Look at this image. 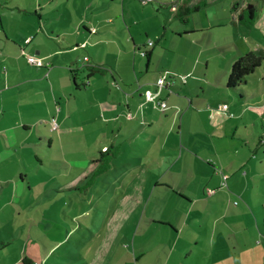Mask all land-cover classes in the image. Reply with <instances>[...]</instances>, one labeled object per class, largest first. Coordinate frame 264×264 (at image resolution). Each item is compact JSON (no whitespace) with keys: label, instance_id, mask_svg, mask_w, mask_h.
Instances as JSON below:
<instances>
[{"label":"rangeland","instance_id":"374dc122","mask_svg":"<svg viewBox=\"0 0 264 264\" xmlns=\"http://www.w3.org/2000/svg\"><path fill=\"white\" fill-rule=\"evenodd\" d=\"M46 1L51 2L52 7L58 6L62 9L67 0H0L1 40L5 43L3 24L10 34L19 26L29 27L32 22L30 16H27L28 12L35 16V11L40 9H45L47 13L51 10L48 7L45 8ZM74 2H78V0H70V6L76 21L74 26L78 29L81 26L82 17L81 13L75 11ZM89 3H91V10L84 19L87 25L90 26L91 16H93L95 20L101 21L99 23L105 25V28H115V36L120 40V43L133 50V53L125 51L119 57L111 59H108V54L95 50L96 56L99 52L101 55L103 54L102 56L107 62L103 66L109 70V76L112 74L119 78V73H122L131 78L132 74L135 75L136 71L139 73V70L144 68L148 62V59L140 53L142 49L136 52L133 49L134 43L128 40L130 30H132L137 42L144 45L143 47H150L149 41L157 42L156 47L160 51V55L152 61L151 72L154 73L162 69L166 72L167 68H173L174 70H169V74L172 78L178 79L176 82L182 86L181 89H184L181 90L183 91L181 94L186 96L184 97L186 103H182L180 100L181 104H178L179 92L176 93L177 91L171 88L172 99L170 96L165 97L167 91L163 92V97L167 98L168 102L172 100L171 104L175 110L171 117L164 114V118L161 117L159 121L174 125L173 122L177 119L174 136L167 133L169 126L166 124L163 126L162 133L159 131L162 136L160 134L157 136L159 142H153L151 136L146 139V143L143 138L138 141V144L143 147L140 151L150 155L152 153L161 155L160 147L163 143L165 162L162 165L164 171L162 178L165 177V181L173 178L179 180L177 188L180 190L173 192L172 197H169L170 191L165 193L166 187L154 188L151 193L147 192L148 202L143 207L138 205L132 210V216L129 215L131 220L124 227L109 261L112 264H180L178 262L185 260V256L174 254L170 257V254L165 255L162 260L161 256L158 257L157 254L159 248L156 247V241L146 242V239L151 236L145 235L152 226L148 225L152 224L155 219L161 218L163 212V208H157L156 204L161 203L163 206H168L164 216L173 212L172 207L175 205L177 206L174 209L175 216L174 214L172 216L184 217L185 213L191 210L192 205H187L182 197L191 196L192 191L189 188L192 187L195 194H200V201L207 199L209 203L212 200L214 207L207 214L213 217L217 211L216 206L220 210L227 205L222 200L236 201V197L241 200L242 190L248 191L251 186L243 178L244 171L248 169L247 164L242 161L243 156L237 158V163L234 165L236 173L239 176L243 174L240 178L243 179L242 183H238L237 178H233L229 182L233 176L229 175L227 168L224 169V173L219 165L221 162L232 163L236 162L235 160H229L225 156L221 157L222 160L215 157L223 152L221 150H227L230 146L236 145V140H231V136L222 140L217 137L224 134L225 130L237 131V137L245 135L244 123L253 124L251 122L253 118H256L255 114H251L252 110L250 109L253 108H250L249 105L264 106V63L258 72L248 79V84L239 90L230 89L227 85L232 61L250 50L264 54V0H89ZM20 7L23 8V11H20ZM78 7L79 5L76 8ZM238 7L240 13H237ZM85 8H89L88 0H86ZM249 9L254 10L253 16ZM95 10L98 11L93 13ZM57 21L53 19V23ZM70 24L73 26V23ZM71 37L76 38L77 35L72 34ZM117 45L116 50L119 48V44ZM154 47L153 44L150 48L145 47V50L150 54L151 48ZM14 53L24 61H28V57L32 56L26 50L20 51L18 47H15ZM136 54L138 66L135 71L133 65ZM167 60L169 61L168 65ZM185 64L187 67L184 66ZM96 76H101V74H96ZM185 76L188 78V85L183 86L179 81L182 80L180 77ZM151 90H157L156 84L152 86ZM187 92L193 97H188ZM175 97L177 105L174 101ZM190 98H193L192 106H189ZM74 104L76 112L84 108L83 116L95 120L96 115L92 108L91 98L83 97L74 101ZM224 104L229 107V110L223 109ZM63 106L62 111L60 106L54 107V114L67 116L66 106ZM243 109L249 112L248 117L241 115ZM260 109L264 110V107ZM256 114L260 116L257 120L260 126L258 132L260 130L263 132L264 111ZM210 116L215 119L213 121L227 120V122H223L222 126L214 129L209 123ZM54 117L58 121V116ZM70 119L74 120V116L70 115ZM182 124L183 127H180ZM158 125L161 127V124ZM50 126L51 128L49 124H44L41 132L51 134L59 132L60 126L58 130H54L51 123ZM204 126L206 128H203ZM190 127L195 129L192 134L188 132ZM251 132L255 136L259 135L254 126L251 127ZM38 136L39 133L35 132L34 140H38ZM258 141L259 138L254 142L255 148L260 145ZM42 142L35 146L25 145L17 149L15 145L7 143L5 140L0 141V151L11 150L13 152L17 149V151L29 152L32 149L37 150V147L40 146V156L45 163L37 170L32 166V159L23 157L20 152H16L15 162L12 165L7 163L8 161L5 163L0 161V168L6 167L5 172L8 173L5 176L4 170L0 171V243L2 241L9 243L8 246L0 250V264H18L25 253L32 254L34 260L39 264H88L99 238L106 230L109 218L115 212L121 193L116 195L117 192L112 188V185L107 183L105 185L99 181L93 185L86 183L77 187L76 185L69 187L63 185L72 178V175L67 174L65 170L61 176L60 168L55 165L49 166L47 162L53 158L57 160L58 164L66 160L85 165L87 152H84V155H78L70 153L72 150L66 151L62 146L59 148L57 145H54L53 149H48V142L45 139ZM96 147L99 148V145L97 144ZM51 151L52 153H50ZM218 151L220 152L218 153ZM228 151L233 153V150L228 149ZM132 152L134 154L141 153L137 149ZM182 152L185 153V159L180 161ZM177 158H179L178 163L172 165L171 160ZM119 159H116L115 162L119 163ZM256 166L260 170H264L263 150L259 152V158L249 164L251 169ZM216 171H218L217 174H215ZM104 174L106 173L103 172L100 176ZM155 175L157 174L155 173ZM212 175L216 180H219L217 185H209L213 179ZM21 176H23L22 180ZM98 176L94 174L89 179L91 181L100 177ZM156 178V180L162 179L161 175ZM224 178L228 179V183H231L233 188L224 184L219 189ZM194 181L196 183H193ZM200 186H202L201 189L199 188L200 190L197 191ZM72 187L75 189H70ZM202 189H206V196ZM231 196L232 199H230ZM244 198L248 199V195L246 194ZM159 201L160 203H158ZM194 211L197 212L195 209ZM261 216L263 214L258 215L259 218ZM260 227L263 229V224ZM134 235H138L136 241ZM255 237L258 238V241L251 240L250 250L255 249V252L260 256L254 258L243 255L242 260L233 255L231 259H234L237 264H255L257 262L264 264V232L255 234ZM260 241L262 246L258 247ZM144 242L149 244L145 245V249H143ZM172 244L173 241L164 242V245L169 246L170 249ZM229 244L233 249L232 252L237 253L238 248H233L236 241L232 239ZM209 246H211L210 248L214 247L212 241H208ZM142 249L145 250V255L141 257L139 251ZM135 250L136 253L138 252L137 257L133 256ZM211 262L222 264L220 254L211 258ZM20 264L22 263L20 262Z\"/></svg>","mask_w":264,"mask_h":264},{"label":"crops","instance_id":"0c3cea01","mask_svg":"<svg viewBox=\"0 0 264 264\" xmlns=\"http://www.w3.org/2000/svg\"><path fill=\"white\" fill-rule=\"evenodd\" d=\"M50 3L45 2V8L51 9L48 13L45 12V9L35 11L37 18L31 12H28L27 16H30L32 25L27 28L19 26L10 34L5 25L2 26L5 43L0 38V141L5 140L18 149L25 145L35 146L37 143L41 144L45 139L48 142V149H53L54 145H57L59 148L62 146L66 151L72 150L70 153H77L78 155H84V152L89 153L85 155L87 160L85 165L66 160L58 164L57 160L51 157L47 164L60 168L61 176L65 173V170L67 174L72 175V178L63 184L67 187L75 185L77 187L86 183L93 185L99 181L102 184L112 185V188L117 192L116 195L119 192L121 193L115 212L109 218L103 237L99 238L97 247L88 262V264H108L114 247L121 238L124 227L131 220L129 215L132 216V210L138 205L143 207L148 202L149 197L146 196V193H151L154 188L166 187L165 193L170 191L169 197H172L173 192L180 190V188H177L180 183L179 180L173 178L165 181V177L162 178L164 173L162 165L165 162V159H163V143L160 147L161 155L157 153L143 154L141 152L143 147L138 144L141 138L146 143V139H149L150 136L153 142H159L157 136L158 134L162 136L163 126L167 124V122L159 121V119L164 118V114L171 117L175 108L171 104L173 103L172 100L168 102L165 98L170 96V99H172L169 90H165L167 96L163 97L168 103L165 110L148 103L144 96V91L151 90L164 72L163 69L154 72L157 75L151 72L152 61L160 55V51L156 47L157 42L155 47L151 48L152 50L150 49V59L146 62L144 68L139 70V73L136 71L138 66L136 54L134 55L135 63L133 65V69L136 71L135 75L132 74L131 78L122 73H119V78L112 74L109 76V70L103 66L107 62L100 52L108 54L109 58H107L111 59L119 57L125 51L133 53V50L120 43V40L115 36V28H105V25L99 23L101 21L95 20L93 16H91L90 26L87 25L84 19L91 10L89 0L88 9L85 8L86 0L74 2L75 11L81 13L82 17L80 20L81 26L78 29L74 26L76 21L71 10L70 0L64 2L65 7L62 9L58 6L54 8ZM78 5L79 7L76 8ZM80 7L81 10H79ZM98 10L93 11V13ZM239 10L238 7L237 13L241 12ZM20 11H23L22 7H20ZM53 19L58 21L53 23ZM70 23H73V26ZM72 34H76L77 37H71ZM28 40L29 42H27ZM128 40L134 43L133 49L136 52L144 46L137 42L132 30H130ZM117 44H119V48L116 50ZM82 45L83 47H81ZM88 45L89 48L87 49ZM14 46L18 47L20 51L26 50L31 55L44 60V66L38 67L30 64L27 60H22L14 53ZM96 49L100 51L97 56L95 55ZM85 58H87V61ZM235 60L231 62V65ZM23 62L25 63L23 64ZM166 63L168 65L169 61L167 60ZM184 66L187 67L186 64ZM167 69L166 72H169L170 69L174 70L173 68ZM96 74H101V76H96ZM183 78L186 79L183 80ZM187 79L186 76L180 77L181 81L179 82L186 86L188 85ZM176 80L178 79H175L172 89L176 90V93L179 92L178 104H181L180 100L184 103V97L186 96L181 94L183 92L181 90L184 89H181L182 86ZM187 96L193 97L189 92H187ZM83 97L91 98L92 108L96 115L95 120L83 116L84 108H81L79 112L75 111L74 101ZM174 101L177 105L176 97ZM192 104L193 98H190L189 106H192ZM63 105L66 106L68 115L54 114V107L60 106L62 111L64 109ZM249 106L253 108L250 109L252 110L251 114L256 115H254L256 118H253L251 122L253 124H250V122L249 124L244 123L243 129L246 134L241 137H237V131L230 130L232 133L228 130L223 131L224 134L217 138L222 140L231 136V140H236V145L228 148L233 150V153L229 152L228 149L221 150L223 152L219 153L220 151H218L219 154L215 158L218 157L222 160L221 157L225 156L229 160H235L236 162L233 161L232 163H228V161L221 162L219 165L224 173V169L227 168L229 175L233 176L229 179V182L233 178H237L238 183H242L243 179L240 178L243 174L239 176L234 165L237 163V158L243 156L242 161L248 167L244 171L243 178L251 185L250 189L248 191L242 190L241 200L237 197L236 201L227 202L222 200L227 205L220 210L216 206L217 211L213 217L207 214L214 207L212 200L210 199L209 203L207 199L200 201V194H195L192 187L189 188L192 191L191 196L182 197L187 205H192L191 210L185 213L184 217L172 216L173 214L175 216L174 209L177 208L175 205L172 207L173 212L164 216L168 206H163L160 200L158 202L160 204H156V207L163 208L161 218L155 219L152 224L148 225H152L151 228L153 229L149 228L145 235L152 236L146 239V242L151 241L153 243L156 241V247L159 248L157 254L158 257L161 256L162 260H164L165 255L171 254V257L176 254L185 256V260L182 259L183 261L178 262L180 264L182 262L184 264H214L211 262V258L220 254L222 264H237L234 259H231L233 255L242 260L243 255L254 258L260 256L259 253L255 252V249L250 250V248L251 240L258 241L255 234L264 232V228L260 227L261 224L264 227V170H260L258 166L251 169L249 164L259 158L261 150L264 154V131L261 132L260 130L258 132L260 126L257 120L260 116L256 114L257 112L262 113L264 110L260 108L264 106H255L254 104ZM248 113L245 109L241 110L243 116ZM70 115L74 116V120L70 119ZM54 116H58L59 132H52L53 134L41 132L44 124H49L51 128L50 123ZM213 120L215 119L212 117L209 123L214 129L222 126L223 122H227V120ZM173 123L174 125L167 124L169 126L167 133L171 135H173L177 119ZM158 124H161V127ZM252 126L256 128L259 135L255 136L251 132ZM180 127H183V124ZM262 127L264 130V126ZM236 129L238 130V126ZM35 132L39 133L38 140H34ZM188 132L189 134L195 132L194 127H190ZM229 132L231 135H229ZM224 135L225 137H223ZM213 137L216 136L213 135ZM257 138H259L258 143L260 145L255 148L254 142ZM97 144L99 148L96 147ZM80 147L82 148L78 149ZM17 149L13 152L11 150H1L0 161H4V163L8 161L7 163L12 165L15 162L16 152H20L23 157L29 160L32 159V166L37 170L45 164L42 156H40V146L37 147V150L32 149L29 152H21ZM135 149L141 153L134 154L132 151ZM147 149L149 148L147 147ZM190 155L193 156L192 153ZM190 155H188L189 158ZM44 157L47 156L44 155ZM118 158H120L119 163H116L115 160ZM182 159H185V153L183 152L180 161ZM178 160L179 158L171 160L172 165L178 163ZM0 169L1 172L4 170L5 176L8 175L5 172L6 167ZM103 172L106 174L100 176ZM94 174L100 177L98 176L99 178L90 181L89 178ZM158 175H161L162 179L156 180ZM212 176L213 179L209 185H217L219 180H216L214 175ZM22 178L23 176L20 177L21 180ZM222 181L219 189L224 184L233 188V185L228 183L227 178ZM193 183H196V181ZM95 187L97 186L95 185ZM201 187H198L197 191ZM70 189L74 190L75 188ZM202 192L206 196V189H202ZM246 194L248 199L244 198ZM232 198L231 196L230 199ZM257 214H263V216L259 218ZM111 231L113 232L111 233ZM138 235H134L135 241ZM232 239L236 241V246L234 245L233 248H238L237 253H233V249L230 248L229 242ZM165 241H173L171 249L169 246L164 245ZM208 241H212L214 247H208ZM134 245L136 247V244ZM145 245L148 246L149 244L144 242L143 249H145ZM188 245L190 246L187 248ZM261 246L262 242L260 241L258 247ZM143 249L139 251L141 257L145 255ZM137 253L135 250L133 256L137 257Z\"/></svg>","mask_w":264,"mask_h":264},{"label":"trees","instance_id":"16d2710c","mask_svg":"<svg viewBox=\"0 0 264 264\" xmlns=\"http://www.w3.org/2000/svg\"><path fill=\"white\" fill-rule=\"evenodd\" d=\"M250 13L253 16L254 10L249 9ZM142 49V48H140ZM149 53V52H148ZM151 54H147L146 58L149 60ZM264 63V54L257 53L253 50L240 56L235 62L232 64L229 79H228V87L230 89L241 88L244 85L248 84V79L252 77L256 72H258L259 68L262 67ZM9 243L2 241L0 243V250L4 247L8 246ZM20 262L22 264H39L34 260V256L32 254L25 253L21 258ZM20 262L18 264H20Z\"/></svg>","mask_w":264,"mask_h":264},{"label":"built area","instance_id":"2783aa9c","mask_svg":"<svg viewBox=\"0 0 264 264\" xmlns=\"http://www.w3.org/2000/svg\"><path fill=\"white\" fill-rule=\"evenodd\" d=\"M27 42H29V40ZM148 43L147 44L150 47L153 46V44L155 45V42L153 43V42L149 41ZM145 47L150 48L148 46H145ZM145 47L142 50H140V53L143 57H146L148 54V51L145 50ZM86 61H87V58H86ZM28 62L30 64L36 65L38 67H43L45 64L44 60L39 59V58L35 57L34 55L28 57ZM185 79L186 78H183V80H185ZM174 83H175V79L170 76L169 72L168 71L164 72L161 75V77H159L157 82L155 83L156 87H157L156 91H152V90H145L144 91V96H145L146 101L148 103L153 104L155 107L162 109V110L167 109L168 103L166 100L163 99V92L165 90L171 91V88L173 87ZM228 108L229 107L227 105L223 106L224 110H227ZM51 124H52L54 130L59 129V124H58L55 117L51 120ZM263 142H264V140H263ZM105 149L107 150V148H105Z\"/></svg>","mask_w":264,"mask_h":264},{"label":"clouds","instance_id":"9594fccd","mask_svg":"<svg viewBox=\"0 0 264 264\" xmlns=\"http://www.w3.org/2000/svg\"><path fill=\"white\" fill-rule=\"evenodd\" d=\"M143 48H144V47H143ZM143 48H142V49H143Z\"/></svg>","mask_w":264,"mask_h":264}]
</instances>
